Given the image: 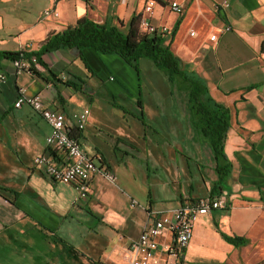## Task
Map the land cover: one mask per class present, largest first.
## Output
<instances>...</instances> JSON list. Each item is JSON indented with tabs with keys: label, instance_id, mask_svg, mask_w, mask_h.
Returning <instances> with one entry per match:
<instances>
[{
	"label": "crops",
	"instance_id": "obj_1",
	"mask_svg": "<svg viewBox=\"0 0 264 264\" xmlns=\"http://www.w3.org/2000/svg\"><path fill=\"white\" fill-rule=\"evenodd\" d=\"M168 1L156 0L146 15L147 0H0V53L38 52L51 34L84 18L125 32L133 18L167 27L154 36L230 110L227 163L219 166H231L226 181L212 191L218 176L211 140L199 130L187 91L178 89L187 100L176 107L167 76L151 61L140 60L136 72L118 56L86 49L88 70L78 51L60 49L43 55L42 64L32 60L39 78L16 75L13 61L0 59V264H129V245L154 215L220 194L229 207L195 222L178 264L264 263V0H176L182 16ZM222 2L228 7L215 9ZM47 10L58 17H43ZM19 88L68 119L89 111L85 128L72 134L100 173L77 211L95 219L98 232L70 216L75 189L33 165L49 152L50 127L39 112L14 107ZM54 153L64 167V153ZM221 234L247 243L236 247Z\"/></svg>",
	"mask_w": 264,
	"mask_h": 264
},
{
	"label": "built area",
	"instance_id": "obj_2",
	"mask_svg": "<svg viewBox=\"0 0 264 264\" xmlns=\"http://www.w3.org/2000/svg\"><path fill=\"white\" fill-rule=\"evenodd\" d=\"M155 4L156 0H147L144 13L150 15ZM168 6L175 15H183L184 8L176 0H169ZM227 7L226 2L215 5L217 10ZM43 17L57 18L58 14L55 10H47L43 13ZM139 27L142 32L150 36L156 35L159 31L162 34L169 32L167 27L162 26L161 29H157L146 20H141ZM229 30V27L224 29V31ZM194 35L193 32L190 33V36ZM216 39V36L210 38L211 41ZM13 66L16 75H21L31 68L26 60H15ZM2 80L4 81L5 77H2ZM23 105L39 112L50 127V134L46 138L49 152L37 156L33 160V165L52 181L72 186L78 195L73 202V205H76L78 201L89 195L90 181L100 173L94 160L82 151L77 139L70 136L73 130L82 131L85 128L89 111L73 113L68 119L61 111L44 107L40 95L28 96L25 88H19L14 107L19 109ZM67 121L72 125H67ZM54 151L64 153V167L60 168L54 163L51 154ZM103 176L111 183L116 182V177L112 173L104 172ZM135 205L137 203L133 201L131 206ZM228 207L227 195L220 194L183 205L170 214L154 215V220L142 230L138 239L129 245L127 249L129 264H178L188 247L195 222L202 216L209 215L213 211L226 210Z\"/></svg>",
	"mask_w": 264,
	"mask_h": 264
},
{
	"label": "trees",
	"instance_id": "obj_3",
	"mask_svg": "<svg viewBox=\"0 0 264 264\" xmlns=\"http://www.w3.org/2000/svg\"><path fill=\"white\" fill-rule=\"evenodd\" d=\"M60 49L78 51L88 70L90 68L82 56V52L86 49H91L100 56H118L136 72H138L140 60L151 61L156 69L167 76L173 88L187 91L188 105L198 117L199 130L211 140L215 174L218 176V182L215 183L212 191L216 187H220V183L226 181L228 174L231 173V166L224 169L219 166L222 162L227 163L224 155V141L230 126V110L212 100L208 89L198 78L182 71L179 59L173 55L169 48L164 46L160 37L142 32L138 19L133 18L129 29L125 32L121 28L97 24L84 18L63 32L51 34L38 52L0 53V59L26 60L31 65L29 72L40 78V75L32 70V60L42 64L41 57L43 55ZM70 136L74 138L72 132ZM52 155L55 153L53 152ZM221 236L226 242L236 247L247 243L241 238H231L224 234Z\"/></svg>",
	"mask_w": 264,
	"mask_h": 264
},
{
	"label": "rangeland",
	"instance_id": "obj_4",
	"mask_svg": "<svg viewBox=\"0 0 264 264\" xmlns=\"http://www.w3.org/2000/svg\"><path fill=\"white\" fill-rule=\"evenodd\" d=\"M140 73L142 74V70H140ZM172 88H173V86H171ZM173 90H174V92H175V106L176 107H182V106H184V105H186L185 103H186V100H187V96H186V93L185 92H180V91H178V88H176V87H174L173 88ZM200 128V127H199ZM147 132H149V130H147ZM178 149H180V147H178ZM151 165H153L152 163H151ZM150 165V166H151ZM157 175H158V177H163L164 176V174L163 173H156ZM152 176H154V175H152ZM152 178L150 179V186H151V183H152ZM63 185V184H62ZM76 199H74V201H75ZM73 201V202H74ZM73 202H72V205H73ZM81 204V201H78L77 202V204L76 205H73L74 206V208H75V212L73 211H71V217H73V218H76V219H80V220H82L81 222V224H83V228L84 229H86V230H88V232L89 231H91V232H98V226H97V224H96V220L94 219L93 220V218L86 212L85 214H83V213H79L78 211H77V209H78V205H80ZM78 206V207H77ZM114 206H115V204H114ZM114 208V207H113ZM78 233L79 232V230H76V231H73V233Z\"/></svg>",
	"mask_w": 264,
	"mask_h": 264
},
{
	"label": "water",
	"instance_id": "obj_5",
	"mask_svg": "<svg viewBox=\"0 0 264 264\" xmlns=\"http://www.w3.org/2000/svg\"><path fill=\"white\" fill-rule=\"evenodd\" d=\"M179 66H180V68H182V64H181V62H180V64H179Z\"/></svg>",
	"mask_w": 264,
	"mask_h": 264
}]
</instances>
